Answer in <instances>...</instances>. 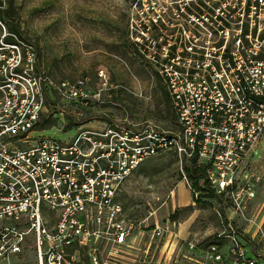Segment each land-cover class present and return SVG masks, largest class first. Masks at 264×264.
<instances>
[{"label":"built area","instance_id":"1","mask_svg":"<svg viewBox=\"0 0 264 264\" xmlns=\"http://www.w3.org/2000/svg\"><path fill=\"white\" fill-rule=\"evenodd\" d=\"M190 3L174 11L186 27L169 34L166 9L146 1L141 14L152 16L135 40L164 82L177 128L90 121L65 141L40 125L66 127L67 113L101 100L106 76L94 92L87 78L56 82L35 45L0 19V264H154L163 240L171 255V223L128 218L119 200L132 174L163 152L174 154L187 184L185 164L196 159L217 196L230 194L237 206L253 197L250 166L264 138V0ZM6 5L0 0V12ZM184 242L191 264L264 262L229 219L214 242Z\"/></svg>","mask_w":264,"mask_h":264},{"label":"rangeland","instance_id":"2","mask_svg":"<svg viewBox=\"0 0 264 264\" xmlns=\"http://www.w3.org/2000/svg\"><path fill=\"white\" fill-rule=\"evenodd\" d=\"M146 1L155 2L161 13L166 9L162 14L170 22L166 24L169 34L178 33L179 24L186 27L185 16L180 13L178 17L174 11L185 7L188 0H7L0 19L9 31L35 45L40 69L56 82L87 78L94 92L102 86L100 74L106 76L101 100H93V105L80 110L82 118H96L88 126L103 129L113 122L123 127L140 125V129L152 123L175 130L164 82L135 44L141 23L152 16L151 12L141 14ZM49 123L46 135L65 141L77 134L66 131L62 120ZM252 161L254 195L241 200L240 206L227 193L206 198L202 197L204 192L193 191V183H186L172 152L148 159L132 174L119 195L126 216L148 220L149 224L171 223V255L162 253L163 240L154 264H164L166 255L168 264H191L184 256H194L195 252L184 240L206 246L215 240L222 219L234 222L264 254V138ZM141 248L146 250L144 244ZM26 259L34 261L35 253Z\"/></svg>","mask_w":264,"mask_h":264},{"label":"trees","instance_id":"3","mask_svg":"<svg viewBox=\"0 0 264 264\" xmlns=\"http://www.w3.org/2000/svg\"><path fill=\"white\" fill-rule=\"evenodd\" d=\"M0 13H1L0 15L3 14L2 12H0ZM5 13H6V11H5ZM11 33H14V32H11ZM17 35L21 39H23L19 34H17ZM166 96H167L168 101H169V108H170V112H171L172 118L175 120V115H174V113L172 111L170 100H169L167 92H166ZM66 117H67V125H66V128H65L66 131L75 129L79 125L86 124V123L96 119L94 117L91 118L89 116L85 117V118H82V114L79 115V116H76L72 112L67 113ZM98 119H100L101 121L105 120L104 118H100V117ZM52 121L55 122L56 119L45 120L43 122V124L40 125L41 128L42 129H46L47 128L46 127L47 124H50L49 122H52ZM185 171L188 174L189 179L192 181L194 189L202 191V192L205 193V194H203L202 197L217 198V195L215 194L214 190L207 186V181L204 179V177H205L204 170L197 165L196 159H193V160L189 161L187 164H185ZM212 242H214V241H212Z\"/></svg>","mask_w":264,"mask_h":264}]
</instances>
